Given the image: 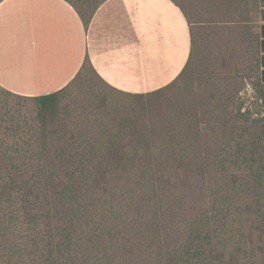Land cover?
Returning <instances> with one entry per match:
<instances>
[{
  "label": "trees",
  "instance_id": "1",
  "mask_svg": "<svg viewBox=\"0 0 264 264\" xmlns=\"http://www.w3.org/2000/svg\"><path fill=\"white\" fill-rule=\"evenodd\" d=\"M74 6L86 21V11ZM257 78L264 85L258 72ZM95 80L111 93L148 100L162 99L175 81L148 92H124L86 62L72 81L47 94L24 96L0 85L5 96L33 104V118L23 125L10 124L9 108L0 109V135L12 138L24 130L28 137L0 141V178H36L43 188L34 207L29 186L19 190L21 220L35 219L46 230L44 236L35 230L40 238L30 241L29 264L34 259L40 264H264L262 159H246L255 172L245 176H210L205 170L214 162L203 156L210 147L197 144V115L190 123L179 110L166 115L160 109L151 117L144 110L150 103L137 115L130 143L118 140L122 121L115 124L102 115L99 135L89 134L92 128L86 126L85 141H78L83 117L73 116L62 99L85 84L93 94ZM252 140V153L264 151V129L255 130ZM76 231L86 235L85 259Z\"/></svg>",
  "mask_w": 264,
  "mask_h": 264
},
{
  "label": "rangeland",
  "instance_id": "2",
  "mask_svg": "<svg viewBox=\"0 0 264 264\" xmlns=\"http://www.w3.org/2000/svg\"><path fill=\"white\" fill-rule=\"evenodd\" d=\"M71 1L80 10L86 11V8L97 0ZM175 1L182 6L188 19L194 23L192 53L184 72L163 93L162 99L149 98L150 101L147 98H129L111 93L97 80L93 94L87 90L86 84L72 87L62 101L73 110V116L78 114L83 117L84 130L81 134L83 136L78 141H85L86 126L92 128L89 134L93 132L99 135L96 130L97 123L104 116L106 120L115 119V124L122 121L120 126L123 129L119 133L122 137L118 140L125 144L130 143L135 137L137 115L150 103L144 110L148 111L151 117L160 109H163L166 115L179 110L182 119L188 120L189 123L195 122L197 117L201 131L197 144L203 149L210 147L209 153L203 156L214 162V167L212 165L205 170L208 175L251 174L255 169L250 170L245 162L250 156L261 158L264 165V151L252 153L250 144L255 130L264 129V85H261L257 78L255 38L252 33L247 34L235 25L210 24L212 13L216 14V19L227 18L224 17L227 6L236 8L237 16L242 2L234 0L233 3L226 4L225 0ZM86 73L90 74L89 71ZM32 105L29 99L16 95L5 96L0 91V109L3 106L9 108L7 117L9 121L11 120L8 121L10 124L17 121L23 125L25 119L31 120ZM127 126L129 127L126 128ZM23 132L24 130L17 131L12 138L0 135V141H27L28 137ZM254 144L261 146L258 142ZM195 156L194 152L190 154L191 158ZM24 185L29 186L27 189L30 194L29 201L34 207L33 200H36V196L40 197L43 192L36 178L30 180L0 178V264H29L27 256L31 248L34 249L30 241L40 238L39 233L34 234L35 230L44 232L43 236L46 234L42 224L37 223L35 219L21 220L18 212L19 190ZM125 218L128 220L129 215ZM75 234L80 235V232L76 231ZM28 236L30 237L27 238ZM76 241L83 247L81 252L85 259L86 235H80ZM40 252L38 251L37 257ZM40 263L39 259L30 261V264Z\"/></svg>",
  "mask_w": 264,
  "mask_h": 264
},
{
  "label": "crops",
  "instance_id": "3",
  "mask_svg": "<svg viewBox=\"0 0 264 264\" xmlns=\"http://www.w3.org/2000/svg\"><path fill=\"white\" fill-rule=\"evenodd\" d=\"M240 2L237 16L227 6V18L212 13L210 24L253 34L264 81V0ZM85 17L71 0H0V85L24 96L47 94L87 62L113 88L148 92L174 81L190 59L194 23L175 0H97Z\"/></svg>",
  "mask_w": 264,
  "mask_h": 264
}]
</instances>
